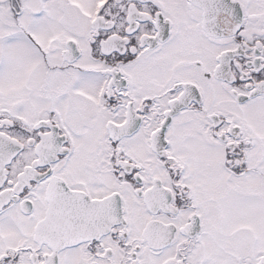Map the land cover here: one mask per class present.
<instances>
[{
	"label": "snow or ice",
	"instance_id": "snow-or-ice-1",
	"mask_svg": "<svg viewBox=\"0 0 264 264\" xmlns=\"http://www.w3.org/2000/svg\"><path fill=\"white\" fill-rule=\"evenodd\" d=\"M0 264H264V0H0Z\"/></svg>",
	"mask_w": 264,
	"mask_h": 264
}]
</instances>
